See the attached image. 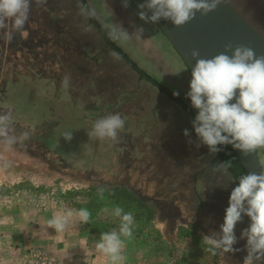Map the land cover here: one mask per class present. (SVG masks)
I'll return each mask as SVG.
<instances>
[{
	"label": "rangeland",
	"instance_id": "obj_1",
	"mask_svg": "<svg viewBox=\"0 0 264 264\" xmlns=\"http://www.w3.org/2000/svg\"><path fill=\"white\" fill-rule=\"evenodd\" d=\"M233 1L237 9L244 12L257 27L264 28V21L255 16L264 15V0ZM86 2L91 11L95 12V17L107 36L148 80L125 64L106 45L88 16L81 13L83 6L80 0H47L40 6L33 4L29 21L25 25L32 38L28 45L38 48L50 39L53 46L54 34L59 32L58 36L62 38L59 48L71 52L72 63L71 71H60L57 75L62 80L65 75H70L75 85L61 87L56 101L53 97L43 100L39 95L42 94L43 88L37 84L44 79H51L53 72L45 74L41 65L34 70H27L22 66V60H19L18 68H23L19 70V75L25 74L29 84H33L32 80L38 82L32 87L35 94H32V97L25 91L13 93L16 89L7 81L8 72L0 69V111H12L17 135L24 131L30 133V139L23 142L26 147L17 146L5 150L0 146V195L21 194L31 199L40 196L45 197L48 203L50 201L68 206L90 205L91 210L118 200L129 212H134L138 204L130 201L127 190L115 188L114 185L121 182L119 179L122 184L127 183L125 180L133 181L136 178L135 173L131 171L130 174L122 170L118 175V151L113 150L109 141L101 142L99 139L88 137L87 133L99 118L116 113L122 117L127 113L132 114L134 104L126 105L125 96L134 94L163 95L165 91L171 94L178 92L179 95L175 96L185 102V106L195 117L197 110L186 97L191 74L189 75L187 67L182 64L155 24L145 23L139 18V4L135 0H128L127 8L123 6V0ZM119 25L129 34H132L136 27L142 26L145 29L142 39L137 40L132 36L130 40H122L112 31L113 28L118 31ZM38 37L43 44L39 42ZM6 41V38L0 35V50ZM70 47L84 52L87 48L88 58H92L93 62L85 59V54L69 49ZM5 62V56L0 54V66H5ZM19 78L21 79V76ZM119 105L122 113L117 109ZM125 105L129 109L125 108ZM123 108L127 112H124ZM67 130L73 131L71 141H65L62 137V133ZM260 156L264 168V148H260ZM12 166L19 176L17 178L21 179L19 183H9L5 180L7 171L13 169ZM31 176L33 180L41 183L33 185L27 179ZM100 187L105 188L103 199L97 193ZM143 218L146 230L153 238H157V234L151 232L153 218L151 219L149 214H145ZM247 220L250 221L248 217ZM164 248L161 247L162 250ZM234 248L243 250V247ZM239 258L241 256L219 259V255L213 256L205 251L203 243L200 249L190 256L193 264L198 259L201 263L196 264H242ZM256 264H264V260Z\"/></svg>",
	"mask_w": 264,
	"mask_h": 264
},
{
	"label": "crops",
	"instance_id": "obj_2",
	"mask_svg": "<svg viewBox=\"0 0 264 264\" xmlns=\"http://www.w3.org/2000/svg\"><path fill=\"white\" fill-rule=\"evenodd\" d=\"M58 33L54 34L53 46L49 39L38 48L28 45L32 38L25 29L12 33L10 40L6 39L5 46L0 50L6 62L0 69L8 72L7 81L16 89L13 93L25 91L29 96L35 95L32 87L38 82L32 80L33 84H29L25 74L19 75V70L23 68H18V62L22 60V66L27 70L41 65L45 74L54 73L51 79H44L37 86L43 88L42 94L39 93L43 100H50L51 97L57 100L63 87L57 73L71 71L72 63L71 52L59 48L62 38ZM86 49L85 52L77 48L72 50L85 54V59L92 63L93 59L88 58ZM186 69L190 75L191 72ZM73 82H70V87L75 85ZM125 102L126 105L134 104L133 113L121 116L125 127L118 134V142L109 141L113 150L118 151V175L122 170L136 175L133 181L125 180L128 187L122 184V180L118 182L120 189L128 192L129 188L133 189L134 202L138 204L137 210L132 212L135 217L134 234L131 240L125 242L123 254L126 259L123 264H193L190 256L200 249L203 236L220 231L231 190L239 183L235 172L219 157L222 150L213 155L206 145L196 147L197 137L192 126L195 117L185 102L174 94H134L125 96ZM126 105L124 107L129 109ZM120 107L117 106L119 112L122 110ZM123 111L127 112L124 108ZM185 129L189 130L192 143H189V137L184 136ZM219 163L227 168L226 173L216 170L215 165ZM17 177L13 167L7 171L5 180L19 183L21 179ZM27 179L33 185L41 183L33 180L32 176ZM117 205L129 212L120 201L91 210L90 205L48 203L45 197L40 196L31 199L21 194L0 195V264H30V252L34 249L50 253L55 258V264H111L109 258L96 248V243L101 233L118 230V219L103 211ZM81 208L91 212L89 222L82 223L74 215L62 233L47 226V220L55 214L67 209L75 213ZM145 214L153 218L151 232L156 233L157 238L146 230ZM167 215L172 217H165ZM249 224L245 216L235 228L238 242L234 247H243V250L218 254L219 259L241 256L239 260L243 264L247 254L246 239H240V235ZM162 246L165 247L163 250ZM194 262L201 263L200 259Z\"/></svg>",
	"mask_w": 264,
	"mask_h": 264
},
{
	"label": "clouds",
	"instance_id": "obj_3",
	"mask_svg": "<svg viewBox=\"0 0 264 264\" xmlns=\"http://www.w3.org/2000/svg\"><path fill=\"white\" fill-rule=\"evenodd\" d=\"M46 2L47 0H0V35L10 40L12 33L25 28L33 4L40 6ZM226 2L227 0H145V3L137 7L138 16L145 23L158 24L163 19L175 27H182L195 19L197 13L202 17L207 16ZM123 6H129L128 0H123ZM81 13L85 16L95 15L94 11L84 7H81ZM112 31L127 41L132 36L137 40L142 39L145 29L142 26L136 27L129 34L119 25L118 31L116 28ZM190 56L195 63L186 97L197 110L192 121L197 137L196 147L206 145L209 153L214 155L221 150L220 146L231 145L245 156L258 148H264V56H258L247 45L232 43L225 44L222 52L210 58L201 57L198 49H192ZM70 82V75H65L63 87H70ZM173 94L179 95L178 92ZM124 127L125 120L119 113L109 114L95 120L87 135L117 143L118 134ZM183 134L192 143L189 130L185 129ZM62 137L65 141H71L73 131H64ZM28 139V131L16 134L12 111H0V146L5 150L17 146L26 147L23 142ZM215 168L227 172L223 163L215 165ZM238 180V185L231 190L224 220L219 226L220 231L204 235L202 242L205 251L213 256L240 251L241 249L234 248L238 242L235 228L247 216L250 224L240 235V239H246L247 254L243 258V264H256L264 260V169L259 173L243 174ZM97 193L103 199L105 188L100 187ZM103 211L118 219L119 225L118 230L101 233L96 248L109 258L111 264H123L126 259L123 254L125 242L131 240L134 234V214L125 212L118 205ZM74 215L82 223L89 222L91 218V212L87 208H81L75 213L67 209L47 220V226L62 233Z\"/></svg>",
	"mask_w": 264,
	"mask_h": 264
},
{
	"label": "water",
	"instance_id": "obj_4",
	"mask_svg": "<svg viewBox=\"0 0 264 264\" xmlns=\"http://www.w3.org/2000/svg\"><path fill=\"white\" fill-rule=\"evenodd\" d=\"M135 1L138 4L145 3V0ZM80 2L84 8L91 11L86 0H80ZM88 18L97 33L105 41L106 45L111 48L125 64L130 66L142 77L148 79V77H146V75L111 41L99 25L95 15L88 16ZM155 26L190 72L195 63L190 56L192 49H198L201 57L210 58L222 52L224 50V45L227 43H232L233 45L243 44L253 48L258 56H264V33L253 25L229 0L219 5L215 11L209 13L207 16L202 17L197 13L195 19L182 27H175L169 21L163 19L160 20L158 24H155ZM165 92L172 96L170 92ZM230 148L238 158L245 174L248 172L259 173L264 169L261 162L260 148L247 156L243 155L239 150L234 149L231 145Z\"/></svg>",
	"mask_w": 264,
	"mask_h": 264
},
{
	"label": "trees",
	"instance_id": "obj_5",
	"mask_svg": "<svg viewBox=\"0 0 264 264\" xmlns=\"http://www.w3.org/2000/svg\"><path fill=\"white\" fill-rule=\"evenodd\" d=\"M25 30H29L28 28H24ZM101 141V140H100ZM102 142V141H101ZM221 147V152H220V158L222 159L223 163H225V165L229 168H231L236 175L237 180L239 179V177L243 174H245L244 169L242 168V165L240 164L238 158L236 157L235 153L231 150L230 145L227 146H220ZM239 182V180H238ZM125 186L128 187V185L125 184ZM115 188H121L120 185L118 183H116L114 185ZM132 187V185H131ZM129 195H130V201L134 202L135 198L133 196V189L129 188ZM131 191V192H130ZM118 202V200H117ZM165 217H172V216H165Z\"/></svg>",
	"mask_w": 264,
	"mask_h": 264
},
{
	"label": "built area",
	"instance_id": "obj_6",
	"mask_svg": "<svg viewBox=\"0 0 264 264\" xmlns=\"http://www.w3.org/2000/svg\"><path fill=\"white\" fill-rule=\"evenodd\" d=\"M30 264H55V258L42 249H34L30 252Z\"/></svg>",
	"mask_w": 264,
	"mask_h": 264
},
{
	"label": "flooded vegetation",
	"instance_id": "obj_7",
	"mask_svg": "<svg viewBox=\"0 0 264 264\" xmlns=\"http://www.w3.org/2000/svg\"><path fill=\"white\" fill-rule=\"evenodd\" d=\"M236 8H237V5L236 3L233 1V0H229ZM240 11V10H239ZM245 17L247 16L244 12L240 11ZM256 17H260L261 21H264V15H259V14H256L255 15ZM247 18V17H246ZM248 19V18H247ZM249 20V19H248ZM253 25H255V23H253L251 20H249ZM256 26V25H255ZM257 27V26H256ZM262 33H264V28L261 27V29L259 27H257Z\"/></svg>",
	"mask_w": 264,
	"mask_h": 264
}]
</instances>
